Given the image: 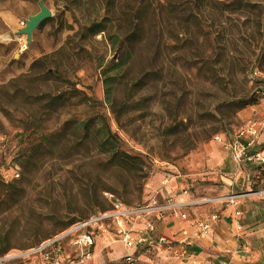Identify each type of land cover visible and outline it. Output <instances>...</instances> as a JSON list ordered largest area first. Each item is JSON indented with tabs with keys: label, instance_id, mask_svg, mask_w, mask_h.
Instances as JSON below:
<instances>
[{
	"label": "rangeland",
	"instance_id": "374dc122",
	"mask_svg": "<svg viewBox=\"0 0 264 264\" xmlns=\"http://www.w3.org/2000/svg\"><path fill=\"white\" fill-rule=\"evenodd\" d=\"M99 1L116 47L82 31L80 0H45L52 17L27 45L18 31L40 0H0L1 253L108 209L105 193L141 205L158 178L264 217V173L228 148L264 120V0ZM120 257L101 246L84 264Z\"/></svg>",
	"mask_w": 264,
	"mask_h": 264
},
{
	"label": "built area",
	"instance_id": "2783aa9c",
	"mask_svg": "<svg viewBox=\"0 0 264 264\" xmlns=\"http://www.w3.org/2000/svg\"><path fill=\"white\" fill-rule=\"evenodd\" d=\"M25 49L24 45L23 50ZM262 134L264 120L250 123L234 133L228 148L237 165H247L251 162L264 165V143L260 140ZM215 139L222 140L220 136ZM19 172L18 168L13 170L12 179H18ZM4 177L8 178L7 175ZM183 193L188 194L189 191L184 189ZM161 195L159 190L146 202L133 206L125 204L111 193H105L109 203L108 209L88 218L71 221L65 229L35 247L8 252L0 257V264L15 260L21 264H84L92 258L98 236L109 237V244H122L129 250L123 258L124 264H137L138 255L144 252L157 256L169 255L173 260L186 261L189 258L187 246L190 243H178L156 237L169 214H176L182 220L188 218L185 213H180V209L186 204H177L172 198ZM215 220L216 215L212 216L210 221H195L198 227L196 237L206 238L211 222ZM137 225H141V228H136ZM247 249L248 245L244 247V250Z\"/></svg>",
	"mask_w": 264,
	"mask_h": 264
},
{
	"label": "crops",
	"instance_id": "0c3cea01",
	"mask_svg": "<svg viewBox=\"0 0 264 264\" xmlns=\"http://www.w3.org/2000/svg\"><path fill=\"white\" fill-rule=\"evenodd\" d=\"M260 140L264 143L263 139L260 138ZM245 167V173H264V165L257 162H251ZM238 173L243 172L240 170ZM163 184L164 186H162L160 178L155 179L152 183V194L148 195L144 202L161 190V197L172 198L177 204H186L180 209V213H185L188 218L182 220L176 214H169L156 237H163L178 243L188 242L191 244L193 242L194 246L191 248L193 252L190 253L191 255L189 254L190 257L186 261L173 260L169 255L157 256L144 252L138 255L137 264H150L152 260L157 261L158 264H222L223 262L228 264H264V217L259 219V215L253 212V209L251 213H248L250 209H246L244 212H242L243 210L238 211L239 208L229 204L227 200L195 197L190 191L188 194H184L183 190L187 189V186L176 180H165ZM228 192L229 188L225 187L224 193L229 194ZM214 215L217 216V220L211 222L207 238H197L198 227L195 221H210ZM240 217L242 226L238 221ZM136 228H141V225H137ZM238 235L245 241V244L240 241L239 245L236 240ZM108 238L98 236L94 252L101 246L103 251H110V248L116 246L120 249V259L123 261L129 250L122 244H109ZM246 245L249 246V249L244 250ZM12 251L14 250L9 253ZM8 264L21 263L15 260Z\"/></svg>",
	"mask_w": 264,
	"mask_h": 264
},
{
	"label": "trees",
	"instance_id": "16d2710c",
	"mask_svg": "<svg viewBox=\"0 0 264 264\" xmlns=\"http://www.w3.org/2000/svg\"><path fill=\"white\" fill-rule=\"evenodd\" d=\"M80 6L81 9L80 11L86 12V9L88 8H92V15L90 16H86V23L85 25L82 27V31L86 32L87 36H91V37H95L98 36L99 34H104V36H107V39L110 41L111 46L116 47L119 44V40L122 37L121 35H119V33H113L112 35L109 34V28L107 25L108 19L107 17H105L104 15H101V10L103 8V5L100 3L99 0H80ZM124 40L126 39L127 34L124 35ZM141 36V33H134L132 35V37H139ZM103 85H104V90H105V96H106V100L108 103H111L112 99H113V95H114V84L116 82V76H109L108 72H103ZM112 141H109V144ZM104 211V210H102ZM71 223V222H70ZM70 223L67 225L69 226ZM66 226V227H67ZM65 227V228H66ZM64 228V229H65ZM63 230V229H62ZM61 230V231H62ZM41 243V242H40ZM40 243L32 246L35 247L37 245H39ZM30 247V248H32ZM2 250H0V257L7 254L8 252L5 253H1Z\"/></svg>",
	"mask_w": 264,
	"mask_h": 264
},
{
	"label": "water",
	"instance_id": "95a60500",
	"mask_svg": "<svg viewBox=\"0 0 264 264\" xmlns=\"http://www.w3.org/2000/svg\"><path fill=\"white\" fill-rule=\"evenodd\" d=\"M45 0H40V11L30 16L25 21V26L18 31L19 36H26L27 45H30L33 39L34 32L49 18L52 17L51 11L45 6Z\"/></svg>",
	"mask_w": 264,
	"mask_h": 264
}]
</instances>
